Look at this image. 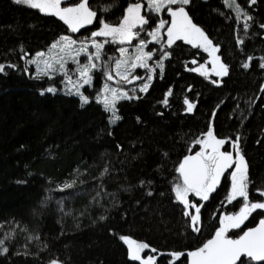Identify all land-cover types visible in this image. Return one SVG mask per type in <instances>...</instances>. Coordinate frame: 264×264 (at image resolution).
<instances>
[{"label": "trees", "instance_id": "16d2710c", "mask_svg": "<svg viewBox=\"0 0 264 264\" xmlns=\"http://www.w3.org/2000/svg\"><path fill=\"white\" fill-rule=\"evenodd\" d=\"M135 2L89 0L95 23L99 10L109 8L107 21ZM235 2L251 19L226 0H190L185 11L212 45L203 39L149 44L154 59L168 54L163 68L144 94L116 104L120 119L111 124L93 99L82 107L75 96L47 92L56 78L37 76L27 65L69 35L68 27L52 15L0 0V252L8 249L0 264H133L121 236L148 244L141 255L155 257V264H187L186 255L176 260L171 253L201 247L221 219L244 204L242 197L226 199L235 165L208 200L189 196L201 206L198 232L184 215L193 208L175 199L179 164L199 151L196 141L210 129L234 159L239 137L251 181L248 199L264 202V0ZM146 17L149 31L159 19ZM162 17L169 19L166 12ZM213 60L227 75L215 74ZM263 216L264 209H256L226 235L240 236Z\"/></svg>", "mask_w": 264, "mask_h": 264}, {"label": "snow or ice", "instance_id": "6c2138e0", "mask_svg": "<svg viewBox=\"0 0 264 264\" xmlns=\"http://www.w3.org/2000/svg\"><path fill=\"white\" fill-rule=\"evenodd\" d=\"M228 0H226V3ZM13 3L17 5H25L30 8L39 9L41 12H46L50 15H56L67 24L72 32H77L80 27L85 23H91L94 18H97V12L92 10L89 5V0H80L79 3L69 6L60 7L61 0H13ZM149 6L155 12H160L162 7L168 6L167 11L171 15L172 20L170 21V26L167 28L168 45L171 46L176 40L184 39L188 43L193 41L189 39L190 36H197L202 38L206 45L211 46L212 41L204 34V32L192 23L191 18L185 11L184 5H188L190 0H148ZM251 3H256V0H251ZM232 4L235 5L237 10H240V6L236 4L235 0H232ZM171 5H181L173 9ZM142 8L141 3L135 2L129 4L126 9V15L122 18L119 26H112L103 20L100 21L102 27L99 31L91 33V38L95 37H112V42L124 43L126 41H131L134 37L138 36V32H133L134 28L139 26L140 31L144 30V26L149 24V17L142 16L140 10ZM108 9L105 8L104 11ZM246 19H251V17L246 16ZM166 23L165 20H160L157 30L148 32V35L152 36L153 39H158L157 31L164 27ZM264 27V25H261ZM90 38V39H91ZM61 42L65 43L68 49H71V45L75 44L76 41L72 40L70 37L62 36L57 44L52 47H57ZM105 40L103 42H98L92 39V44L96 48L95 57L100 59V49L103 47V43H108ZM243 43V41H240ZM147 42L140 41V52L141 56L137 57L141 60V66H143V58L151 59L152 52H143V48L146 46ZM64 50V49H62ZM208 48L205 47V51ZM78 52H87V44L81 42V47L77 50ZM119 51L124 53L126 49L120 48ZM38 56L43 55V53H37ZM167 55V53H165ZM88 59H92V55L88 56ZM252 60L253 57H248ZM264 59V58H261ZM121 61H116V67L119 68ZM133 64V67H136ZM8 67H13L9 65ZM49 67H51L49 65ZM63 67V64H61ZM88 65H85L81 69V76L85 77V83H88L90 77L88 76ZM91 67H96L92 64ZM244 68H248L249 64L245 63ZM264 68V63L260 65ZM162 68V65H161ZM222 73L227 75V68L223 65L221 66ZM5 70V65L0 64V73ZM195 71V69H193ZM123 79L127 80V76H123ZM108 79H112L109 74ZM139 79V77H137ZM150 79V78H149ZM107 87V86H106ZM148 85L145 84L140 90L145 91ZM49 93H54L56 89L49 87L46 89ZM43 95V92L41 93ZM81 96V106L83 107L88 103V98L80 93ZM170 94V93H169ZM115 96V93H114ZM121 98L123 99H133L134 97L128 96L127 93H123ZM97 102H100L99 100ZM167 104V98L163 101ZM185 103H188L185 101ZM105 111L112 110L113 118L110 119V123H115L120 117L115 115V100L109 101L107 98L103 101ZM193 105L189 104L188 111L192 110ZM139 119V118H138ZM207 139L197 140V144L203 145L200 152H196L194 156H185L183 161L179 164L177 171L180 173L182 179V184L177 183L173 187V191L176 194V199L183 203L186 208L192 207L195 209V214L185 211L184 215L190 218L191 224L193 225V231H199L198 227H195L199 221L200 207L196 203L190 202L188 199V193H193L195 196L200 197L203 200L209 199V194L214 192L217 184L219 183L220 177L224 172L235 165L234 171L231 172V191L227 195L226 199L231 202L237 197H242L244 204L241 207L239 213L226 216L221 219V227L215 232L212 239H209L201 247L194 251H189L186 254L182 252L171 253V256L176 260L180 257L186 255L189 260V264H253V262H264V219H261L259 226L256 228L248 229L240 235L237 239L229 238L226 233L229 228H240L244 220L248 218L251 212L256 209H264V202H250L248 197V186L251 183L248 176V165L245 158L240 154L238 147L239 137L233 142V146L236 148L237 156L234 159L231 152L220 151V147L223 146L226 141L224 139H216L213 136V132L210 129L206 133ZM210 150V151H209ZM65 187H71V185H65ZM151 194V193H149ZM260 195L264 196V191H260ZM103 219V217H102ZM126 244L129 245L128 256L132 261H140V264H155V257L147 256L146 258L141 256V252L144 249L149 248L146 243H137L131 240L129 237L121 236ZM3 244V241H0ZM8 249L3 248L0 254L7 253ZM152 252H156L155 248L151 249ZM50 264H63V262L58 260H52Z\"/></svg>", "mask_w": 264, "mask_h": 264}, {"label": "rangeland", "instance_id": "374dc122", "mask_svg": "<svg viewBox=\"0 0 264 264\" xmlns=\"http://www.w3.org/2000/svg\"><path fill=\"white\" fill-rule=\"evenodd\" d=\"M69 1L70 0H61L60 7L63 8V7L73 6L80 2V0L78 1L72 0V1H77V2H74L71 4V3H68ZM138 2L141 3L142 5V8L140 10V14L142 16H145V17L146 16H157L159 21L165 20L169 22V23H166L163 28L157 31L158 39H153L152 36L148 35V32L157 30L159 21L149 31H144V30L140 31L139 26H137V28L133 29V32H138L139 33L138 36L134 37L130 42L126 41L124 43H119V42H112V37L91 38V33L95 31H99V29L102 27V24L100 23V21L98 23H95L96 18H94L91 23H85L82 27L79 28L77 32H72L69 26L64 23V21L59 19L58 16L52 15L56 17L57 19H59L60 21H62L68 27L70 34L64 35V36L70 37L72 40L76 41V43L71 45V49H68L65 46L64 42H61L60 44L57 45V47L53 48L52 46L54 44H57L58 41H60V38L62 37L61 36L48 49H46L45 51L39 52V53H43V55L38 56L36 54L32 59L28 61L27 65L33 67L35 75L37 76L46 77L49 80L56 78V83L50 86L51 88L56 89L55 92L60 91L62 93L70 94L72 96L77 97L80 101H81V96L77 93H80L83 96L87 97L88 102L90 101V99H93L95 102L99 100L100 102H97V103H99L103 108H104L103 101L105 100V98H107L110 102L113 101L114 99L115 106L120 101L130 100V99L121 98L123 93H127L128 96L134 97L133 99H136L137 95L144 94L147 91V89L149 88L150 84L153 81L155 71L162 70L163 62L168 57V54L167 55L164 54L162 57L154 59V52L151 51L152 52L151 59H148L146 57L143 58V62H142L143 66H141V60L137 59V57L141 56L140 41L143 40L147 42L146 46L143 48V52H149L148 50L149 44H160L161 42L164 41L165 44L169 46L167 43L168 41L167 28L170 26V21L172 20L171 15L167 11V7H168L167 5L162 7L160 12H155L149 6L148 0H138ZM227 4L232 7L231 0H228ZM180 6L181 5H171L173 9L180 7ZM185 6L186 5H184V7ZM104 9L99 10L101 14L100 15L101 20H103V16L107 14L109 11V8H107L108 9L107 11H104ZM126 9L124 10L123 15H121L120 17L117 16L111 20H107V21L103 20V21L112 26H119L122 18L127 14ZM36 10L41 12L39 9H36ZM234 10L237 11L236 9ZM164 12L167 13V15L169 16L168 17L169 19H165V17H162ZM238 12L240 14L239 16L243 18L246 17V15H244L242 12L240 11ZM41 13L47 14L46 12H41ZM47 15H50V14H47ZM92 39H95L98 42H103L105 40L109 41L108 43H103V47L100 49V59H96L95 57V53L97 50L92 44ZM189 39L191 40L193 39V41L202 42V38H198L197 36H190ZM180 41L186 42V40L184 39H180ZM81 42H85L87 44V52L77 51L81 47ZM110 44L111 45L113 44L115 46L113 49H111L112 52L110 53V50L105 52L106 47L109 46ZM189 44L193 45L195 43L192 42ZM120 48H124L126 49V51L124 53H121L119 51ZM210 52L212 53V50ZM90 54L92 55L91 60L88 59V56ZM117 60L121 61L119 68L116 67ZM213 62L215 64H213L212 70L215 72V74L222 73L221 65L216 64L215 60H213ZM61 64H63V67H61ZM92 64H95L96 67H91ZM133 64H136L137 66L133 67ZM49 65L51 67H49ZM85 65L89 66L88 76L90 77V80L88 83H85L84 82L85 77L81 76V69ZM161 65H162V68H161ZM109 74L112 76V79H108ZM123 76H127V80L123 79L122 78ZM137 77H139V79H137ZM145 84L148 85L147 89L145 91H141L140 89ZM85 89L87 90L88 94L85 92ZM114 93H115V96H114ZM107 113L109 115V122H110V119L113 118V111L109 110L107 111ZM115 115H116V109H115ZM117 121L118 120H116V122ZM115 123H111V124H115ZM205 139H207L206 136L204 137V140ZM202 148H203V145L200 144V148L198 152H200ZM221 148L222 146L220 147V151H221ZM222 176L220 177V180ZM177 183L182 184V179L180 176L177 178V181L175 184ZM173 193L176 199V194L174 191ZM190 195H193L197 199L203 200L200 197L195 196L191 192L188 193V199ZM181 204L184 205L183 203ZM193 214H195L194 208H193ZM230 229L232 228H229L228 231Z\"/></svg>", "mask_w": 264, "mask_h": 264}, {"label": "water", "instance_id": "95a60500", "mask_svg": "<svg viewBox=\"0 0 264 264\" xmlns=\"http://www.w3.org/2000/svg\"><path fill=\"white\" fill-rule=\"evenodd\" d=\"M196 153H191V154H188L187 156H194ZM184 159V158H183ZM183 159H182V161H183ZM261 219H264V216H263V218H261ZM260 219V220H261ZM260 220L256 223V225L254 226V227H252V228H256V227H258L259 226V222H260ZM252 228H250V229H252ZM247 231V230H246ZM215 235V234H214ZM214 235L212 236V238L214 237ZM241 235H243V233L241 234ZM229 237V236H228ZM239 237V236H238ZM238 237H235V238H232V237H229V238H232V239H237ZM211 238V239H212ZM127 246H128V249H129V245L127 244ZM142 256V255H141ZM143 257V256H142ZM187 257V256H186ZM145 258V257H144ZM187 259H188V257H187ZM128 260L131 262V263H133V264H140V261H132V260H130L129 259V256H128ZM259 263H262V262H259ZM187 264H189V260H188V262H187Z\"/></svg>", "mask_w": 264, "mask_h": 264}, {"label": "flooded vegetation", "instance_id": "af4514ba", "mask_svg": "<svg viewBox=\"0 0 264 264\" xmlns=\"http://www.w3.org/2000/svg\"><path fill=\"white\" fill-rule=\"evenodd\" d=\"M77 1H78V0H77ZM77 1H72V0H70L68 3H71V4H72V3L77 2ZM218 185H219V184H218ZM211 193H212V192H211ZM211 193H210V194H211ZM198 200H200V199H198ZM200 201H205V200H200Z\"/></svg>", "mask_w": 264, "mask_h": 264}]
</instances>
